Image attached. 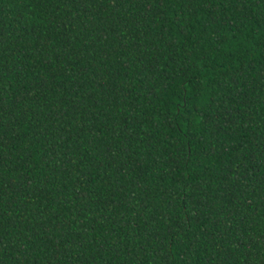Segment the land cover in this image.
Returning a JSON list of instances; mask_svg holds the SVG:
<instances>
[{
	"label": "trees",
	"instance_id": "1",
	"mask_svg": "<svg viewBox=\"0 0 264 264\" xmlns=\"http://www.w3.org/2000/svg\"><path fill=\"white\" fill-rule=\"evenodd\" d=\"M0 264H264V0H0Z\"/></svg>",
	"mask_w": 264,
	"mask_h": 264
}]
</instances>
